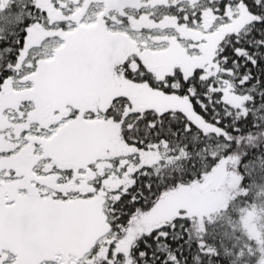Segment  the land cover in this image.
<instances>
[{"label": "snow or ice", "instance_id": "obj_1", "mask_svg": "<svg viewBox=\"0 0 264 264\" xmlns=\"http://www.w3.org/2000/svg\"><path fill=\"white\" fill-rule=\"evenodd\" d=\"M257 206L264 0H0V264H257Z\"/></svg>", "mask_w": 264, "mask_h": 264}, {"label": "rangeland", "instance_id": "obj_2", "mask_svg": "<svg viewBox=\"0 0 264 264\" xmlns=\"http://www.w3.org/2000/svg\"><path fill=\"white\" fill-rule=\"evenodd\" d=\"M231 181V175L221 166L218 172L209 176L205 182L181 188L167 197L169 208H188L196 214L198 220L204 217L212 219L216 214L223 212L229 199L228 193L232 189ZM239 227L249 239L257 243L264 241V213L257 208H250L242 214ZM257 264H264V260H258Z\"/></svg>", "mask_w": 264, "mask_h": 264}, {"label": "trees", "instance_id": "obj_3", "mask_svg": "<svg viewBox=\"0 0 264 264\" xmlns=\"http://www.w3.org/2000/svg\"><path fill=\"white\" fill-rule=\"evenodd\" d=\"M221 166H223V165H221ZM220 166V167H221ZM224 167V166H223ZM218 170L219 169H217V171L215 172V173H217L218 172ZM194 186V185H193ZM232 190H234V188H232L230 191H232ZM228 202H229V199H228ZM227 202V203H228ZM227 205V204H226ZM259 211H261L262 213H264V209H262L261 207H259V206H257L256 207ZM203 219H208L210 222L211 221H220V222H222V223H227V221H226V217L224 216V213L222 212V213H218V214H216L215 216H214V218H212V219H210V218H206V217H204ZM198 222H199V220H198ZM233 224H234V227H235V229H236V231L237 232H239V233H242L244 236H246L247 238H248V236L244 233V231L239 227V220L238 221H234L233 222ZM231 227V226H230Z\"/></svg>", "mask_w": 264, "mask_h": 264}]
</instances>
